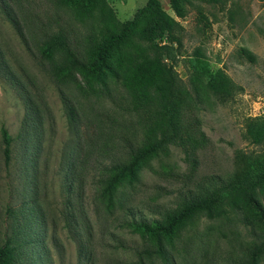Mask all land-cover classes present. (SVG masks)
Wrapping results in <instances>:
<instances>
[{
  "label": "rangeland",
  "instance_id": "374dc122",
  "mask_svg": "<svg viewBox=\"0 0 264 264\" xmlns=\"http://www.w3.org/2000/svg\"><path fill=\"white\" fill-rule=\"evenodd\" d=\"M146 2L107 0L121 22L131 20ZM159 2L178 24L180 45L172 44L178 78L188 84L198 52L210 72L220 70L230 79L233 92L229 98L210 96L196 112L208 143L197 153L195 172L180 149L171 148L168 157L143 166L140 182L128 191L126 208L110 209L99 198V181L104 165L118 156L106 149V130L113 127L109 138L118 137L123 121L117 108L125 104L124 97L111 92L95 102L72 86L58 85L38 51L47 33L62 34L72 47L83 45L97 30V21L82 23L73 10L52 0H0V245L18 242L16 264H140L145 244L130 224L158 218L151 213L155 207L174 208L206 180L239 171L240 155L260 153L246 139L245 128L252 119L264 120V0H178L182 17L170 0ZM65 99L75 110L72 118ZM32 108L40 116L37 129L30 120ZM2 128L13 140L9 164L3 157ZM34 138L39 147L36 153L30 149L35 171L28 169L26 157ZM229 217H202L185 241L195 236L190 239L195 247L200 238L207 243V257L226 264L228 255H239L252 239L234 215ZM175 256L180 263V250Z\"/></svg>",
  "mask_w": 264,
  "mask_h": 264
},
{
  "label": "trees",
  "instance_id": "16d2710c",
  "mask_svg": "<svg viewBox=\"0 0 264 264\" xmlns=\"http://www.w3.org/2000/svg\"><path fill=\"white\" fill-rule=\"evenodd\" d=\"M170 1L175 14L182 17L178 0ZM52 2L73 10L82 23L96 20L98 27L83 45L74 47L60 33L45 34L38 49L40 62L47 63L58 85L72 86L81 96L87 94L98 102L103 96L111 97V92L120 91L125 100V104L117 108L123 121L118 137L109 138L113 127L106 130V149L118 156L102 168L99 198L110 209H125L128 191L140 182L139 172L143 166L168 157L171 148L180 149L189 171L195 172L197 153L208 143L196 112L210 96L231 97L233 84L230 79L220 70L210 72L198 52L188 84L178 78L172 46L180 45L178 24L162 9L159 0H147L145 6L137 9L126 22L117 19L107 0ZM9 19L23 37L18 24ZM3 65L0 56V69ZM65 100L72 118L75 110L68 107ZM29 115L33 128L37 129L40 124L38 109L32 108ZM93 120L100 122L95 116ZM98 129L101 136L102 128ZM245 137L261 151L240 155L239 171L226 178L206 180L195 191L182 196L172 209L160 211L155 207L151 213L158 218L130 224L145 244L140 264H146V261L153 264L157 260L163 264H215V257H207V243L198 238L196 246L192 247L191 240L195 236L188 239L189 243L185 236L202 217L211 221H230V215L249 230L252 239L251 246L240 250L239 255H228L225 263L261 264L264 260V120L248 121ZM1 138L4 161L9 164L13 140L4 128ZM30 149H34V153L39 149L36 138L26 151L28 169L35 171L36 158ZM19 250L17 241H5L0 245V264H16ZM179 250L180 263L175 256ZM204 259L206 262H202Z\"/></svg>",
  "mask_w": 264,
  "mask_h": 264
}]
</instances>
